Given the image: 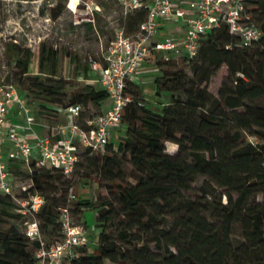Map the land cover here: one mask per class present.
Listing matches in <instances>:
<instances>
[{"label": "trees", "instance_id": "16d2710c", "mask_svg": "<svg viewBox=\"0 0 264 264\" xmlns=\"http://www.w3.org/2000/svg\"><path fill=\"white\" fill-rule=\"evenodd\" d=\"M246 9L262 31L258 43L241 47L239 37L226 25L211 30L192 57L194 79L187 87L181 71L157 76L153 100L146 104L137 93L130 95L132 101L122 117L127 125L124 135L111 141L103 153L80 150V160L84 157L101 167L114 201L103 199L95 179H90L89 194H80L76 207L81 212L95 211L103 229L98 247L90 252L83 248L87 245L79 247L84 255L71 264H264V106L255 104L264 99V0H250ZM132 13L134 32L147 18V9ZM8 52L28 74L35 56L31 49L11 45ZM41 55L50 60V49L43 47ZM53 56L57 60L55 52ZM224 65L229 74L216 97L208 84ZM31 78L46 86L39 75ZM68 83L60 79L58 88L64 90ZM89 88L86 98L93 104L108 98L105 89ZM179 89L185 100L172 95L171 101L161 102L165 93ZM72 104L81 103L76 99L68 106ZM81 118L83 112L77 125L87 129L88 118L79 123ZM251 137L262 144L253 145ZM167 141L178 146L175 153L166 151ZM128 154L137 183L122 179ZM32 170L15 174L27 175L33 189L46 197L41 229L49 239L60 238L59 210L68 207L66 196L50 195L58 192L57 185L68 186L65 174L34 163ZM199 178L203 181L195 186ZM2 195L0 203L11 208L10 216L21 228L0 236L4 251L0 264H16L19 256L29 254L26 242L31 240L23 234V217L14 211L12 198ZM259 195L262 201H257ZM113 219L119 224L110 234L105 227ZM238 226L244 243L235 247L232 237ZM31 243L37 250L39 244Z\"/></svg>", "mask_w": 264, "mask_h": 264}, {"label": "rangeland", "instance_id": "374dc122", "mask_svg": "<svg viewBox=\"0 0 264 264\" xmlns=\"http://www.w3.org/2000/svg\"><path fill=\"white\" fill-rule=\"evenodd\" d=\"M131 16L133 17L134 13L126 14L120 0H0V84L12 83L19 89L24 104L29 109L28 115L20 109L21 123L24 121L23 124L28 125V118L31 117L34 121L32 126L36 125L40 128L35 135H56L60 127L66 125L65 109L76 99L83 107V118L79 120V123L99 114L102 105H95L87 100L86 94L89 93L91 86L97 90L103 89L101 77L98 74L100 66L104 68L108 66L103 55L120 30L128 35L133 33L137 26L132 25ZM11 45L21 49L29 48L35 54L28 74H23L9 55L8 47ZM43 47L50 49V60L42 58ZM54 52L57 60L53 58ZM165 57L166 55L155 53L147 59L144 63L146 71L140 70L137 73L139 77L131 82L133 85L128 83L127 94L134 96L137 93V98L144 99L147 104L148 101L153 100L154 75L161 77L167 72L174 71H181L183 85L187 87L194 79L193 59L183 54H172L169 61ZM90 58L98 64L92 65ZM228 74V68L224 65L211 78L208 90L216 97L219 96L222 83ZM35 75L41 77L46 84L45 87L34 83L35 80L31 77ZM60 79L69 81L64 90L58 88ZM50 90H54L55 93H49ZM172 95L185 100L183 90L179 89L165 93L161 102L171 101ZM255 104L264 106V99L256 101ZM24 127L21 132H27ZM28 127L30 128L29 125ZM114 130L117 135L119 133L124 135L127 125L122 121ZM165 149L169 153H175L178 146L167 141ZM130 159L129 154L123 159L122 168L126 175L122 179L137 183V180L131 176L135 171ZM26 177L24 173L18 174L16 182H25ZM91 178L95 179L100 196L105 200L114 201L111 183L104 179L101 167L84 157L81 158L72 174L63 177L68 186L62 188L57 185L58 192L50 195L60 197L63 193L65 194L66 204L73 220L86 230L89 242L87 247L83 248H87L89 252L99 245L102 224L97 220L95 211L81 212L76 207V202L80 194H89ZM202 181L203 178H199L195 186H199ZM71 193L77 198L72 200ZM0 197L4 198L2 194ZM257 201H262L261 195L257 196ZM11 213L9 206L0 203V236L10 232L14 227L17 230L21 228L20 222L12 218ZM118 224V219L111 220L107 223L105 231L110 234L115 233ZM232 243L235 247L244 243L239 226L235 229ZM26 246L29 254L19 256L16 264H34L33 255L36 249L31 241H27ZM81 249H76L77 254L74 259L84 255ZM3 252L0 245V254ZM65 264H69V261Z\"/></svg>", "mask_w": 264, "mask_h": 264}, {"label": "built area", "instance_id": "2783aa9c", "mask_svg": "<svg viewBox=\"0 0 264 264\" xmlns=\"http://www.w3.org/2000/svg\"><path fill=\"white\" fill-rule=\"evenodd\" d=\"M250 0H120L127 13L147 9V18L131 35L120 30L105 54L107 68L102 69L101 82L108 93L110 104L106 112L86 120L87 129L80 128L76 121L83 112L81 104L66 108L69 123L61 126L56 137L37 136L34 141L24 138L16 130L4 133L8 113L14 103L29 114L23 97L16 85L0 84V193L9 195L14 211L23 217V234L39 246L35 252V264H69L76 256V249L88 245L83 226L73 220L69 207H61L59 222L61 237L49 239L41 229L40 213L47 203L46 197L36 191L32 179L16 182L15 171L33 172L37 168H57L65 175L74 172L80 161V150L90 149L91 153H103L111 142V130L122 122L125 107L132 101L127 94L128 80L134 79L147 59L155 53L166 55H197L201 39L211 30L226 25L231 34L239 37L241 47L258 43L262 31L247 12ZM184 5H192L193 14L185 18V32L180 37L166 36L158 39L157 21L171 20ZM90 62L98 63L90 58ZM144 106L143 101L138 102ZM34 121L28 118L31 127ZM73 134L77 135L74 139ZM264 140V132H263ZM11 148L6 149V143ZM250 142L262 144L257 137ZM7 157V160L4 157ZM20 167H17L18 165ZM17 188V191H16ZM33 189V190H32ZM71 199L76 196L71 193Z\"/></svg>", "mask_w": 264, "mask_h": 264}, {"label": "crops", "instance_id": "0c3cea01", "mask_svg": "<svg viewBox=\"0 0 264 264\" xmlns=\"http://www.w3.org/2000/svg\"><path fill=\"white\" fill-rule=\"evenodd\" d=\"M194 10H195V8L192 5H184L182 7V9L180 10V12H182L183 14H178L171 20H165V19L158 20L157 21V27H158L159 34H158L157 38L160 39V40H163L166 36H173V37H176V38L182 36L184 34V32H185V26H186L185 18L187 16L193 14ZM146 61H145V63H146ZM90 63L92 65H95L92 62H90ZM102 69H105V68L100 66L99 69H98V74H99L100 77L102 75ZM140 70H145L144 64H143V66L141 67ZM154 70H156V69H154ZM136 77H139L138 74L135 76L134 79L130 78L128 80V83L132 84L131 82H133V80H135ZM156 77H157V75H154V79ZM153 84H154V81H153ZM109 104H110L109 100H107V99L104 100L101 103L102 110H101L100 113L106 112L107 109L109 108ZM20 114H22V113H21V110H20L19 106L16 103H14L12 105L9 113H8V119H7V122H6V125H5L4 133L16 130V131H18L20 133V135L22 137L27 138V139H29L32 142L34 141V139L37 136H44V135H35L36 132L40 131V128L38 126L35 125L34 127L32 126V127L29 128L28 125L23 124L24 121H23V123H21V120L19 118ZM64 119H65V122H66L65 126H67V124L69 123L70 120H69V118L67 116L66 109L64 111ZM22 124H23V126H22ZM22 127H24L25 128L24 130L27 131V132H21ZM114 129L115 128H113L111 130V141H115L121 135L120 133L117 135L116 134L117 132L114 133V131H115ZM57 133H56V135H57ZM56 135H53V137L55 138ZM73 137H74V139H77V135L76 134H73ZM6 146H7L6 149H10L11 148V143L7 142ZM4 159L7 160V157L5 156ZM20 166L21 165H18L17 167H20Z\"/></svg>", "mask_w": 264, "mask_h": 264}]
</instances>
